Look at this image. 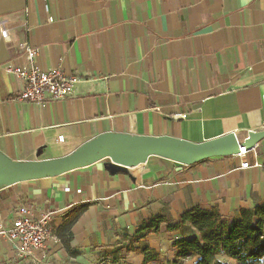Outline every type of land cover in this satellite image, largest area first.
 <instances>
[{"label": "crops", "instance_id": "crops-1", "mask_svg": "<svg viewBox=\"0 0 264 264\" xmlns=\"http://www.w3.org/2000/svg\"><path fill=\"white\" fill-rule=\"evenodd\" d=\"M2 19L10 40L0 38V151L13 161L61 158L103 133L200 143L264 129V0H0ZM20 43L36 49L39 70L62 66L75 78L69 97L16 100L23 83L4 67L27 66ZM244 160L246 169L236 156L190 166L152 157L128 169L130 176L109 175L104 160L3 188L0 223L9 227L23 205L35 217L50 211L53 237L25 260L0 237V264H142V255L124 248L135 236L161 264H172V242L196 231L162 224L136 235L139 227L155 216L174 224L194 207L238 219L264 202V139ZM254 161L259 167H250ZM85 205L66 250L56 232L70 210Z\"/></svg>", "mask_w": 264, "mask_h": 264}, {"label": "water", "instance_id": "water-1", "mask_svg": "<svg viewBox=\"0 0 264 264\" xmlns=\"http://www.w3.org/2000/svg\"><path fill=\"white\" fill-rule=\"evenodd\" d=\"M262 139L264 129L248 131L243 139L229 132L200 143L170 136L103 133L56 159L13 161L0 151V190L18 183L58 177L104 160L107 161L104 168L111 176H130L128 169L140 167L152 157L190 166L212 158L236 156L240 147L252 149ZM40 155L38 150L35 157Z\"/></svg>", "mask_w": 264, "mask_h": 264}, {"label": "trees", "instance_id": "trees-1", "mask_svg": "<svg viewBox=\"0 0 264 264\" xmlns=\"http://www.w3.org/2000/svg\"><path fill=\"white\" fill-rule=\"evenodd\" d=\"M85 210L86 205L70 210L56 232L57 239L66 250H70L71 228ZM162 224H166L167 231L189 225L197 233L191 238L172 242L171 247L175 250L172 264H183L190 259H196L195 264H222L216 260L218 255L236 264H264V202L251 209L241 210L238 219L223 218L214 208L200 207L181 213L174 224L161 216H155L142 224L136 235L157 233ZM135 237L124 247L125 251L142 255V264H161L157 253L145 243H139ZM134 243H139L136 248H133Z\"/></svg>", "mask_w": 264, "mask_h": 264}, {"label": "built area", "instance_id": "built-area-1", "mask_svg": "<svg viewBox=\"0 0 264 264\" xmlns=\"http://www.w3.org/2000/svg\"><path fill=\"white\" fill-rule=\"evenodd\" d=\"M19 27L24 33L30 31L26 22H21ZM0 38L4 42L10 40V29L6 26L5 20H0ZM19 51L24 54L27 66L14 65L10 62L4 67L7 74L13 75L23 83V88L17 96V101L42 104L46 100H63L73 92V86L77 83L73 76L68 75L62 66L50 70H39L34 59L37 54L36 49L27 43L16 45ZM57 141L64 142V137L59 136ZM254 153V148L246 150L239 148L238 157L240 168L246 169L249 163L245 157ZM250 167H259L254 161ZM52 221V212L45 211L35 217L28 206H19L13 211V219L9 227L0 223V237L6 238L13 244L19 259H28L33 254L42 253L46 244L52 239L53 234L49 227Z\"/></svg>", "mask_w": 264, "mask_h": 264}, {"label": "rangeland", "instance_id": "rangeland-1", "mask_svg": "<svg viewBox=\"0 0 264 264\" xmlns=\"http://www.w3.org/2000/svg\"><path fill=\"white\" fill-rule=\"evenodd\" d=\"M108 262H109V261H108ZM118 263H119V261H117V259L114 258L113 260L110 259V263H109V264H118Z\"/></svg>", "mask_w": 264, "mask_h": 264}]
</instances>
